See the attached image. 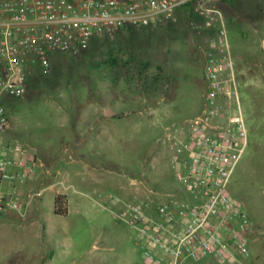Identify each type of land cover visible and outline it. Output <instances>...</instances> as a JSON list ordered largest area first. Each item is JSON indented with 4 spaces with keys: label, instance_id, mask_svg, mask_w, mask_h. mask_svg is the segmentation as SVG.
I'll return each instance as SVG.
<instances>
[{
    "label": "rangeland",
    "instance_id": "374dc122",
    "mask_svg": "<svg viewBox=\"0 0 264 264\" xmlns=\"http://www.w3.org/2000/svg\"><path fill=\"white\" fill-rule=\"evenodd\" d=\"M261 3L218 2L247 131L227 193L251 220L254 264H264ZM200 22L177 15L156 28L123 30L93 40L77 56L54 52L46 74H30L24 95L8 109L10 132L44 165L22 192L43 193L24 216L0 213V264H151L138 231L117 213L129 203L150 210L173 197L190 198L175 178L165 131L202 109L203 44L192 25ZM56 192L66 196L64 215L53 212ZM185 264L230 263L205 257Z\"/></svg>",
    "mask_w": 264,
    "mask_h": 264
},
{
    "label": "built area",
    "instance_id": "2783aa9c",
    "mask_svg": "<svg viewBox=\"0 0 264 264\" xmlns=\"http://www.w3.org/2000/svg\"><path fill=\"white\" fill-rule=\"evenodd\" d=\"M220 0H0V213L26 214L43 189L23 193L44 165L11 135L8 109L21 98L36 69L49 70L54 52L80 55L98 37L132 28H156L186 7L210 33L200 48L204 72L200 112L165 131L175 178L189 199L173 197L147 210L127 204L117 216L136 228L151 264H185L212 257L254 264L249 251L251 220L227 193L247 141L238 72ZM260 14L264 17V0ZM262 48L264 49V29ZM43 175H51L43 170ZM39 177V176H38ZM40 178V177H39ZM173 196V194H170Z\"/></svg>",
    "mask_w": 264,
    "mask_h": 264
},
{
    "label": "trees",
    "instance_id": "16d2710c",
    "mask_svg": "<svg viewBox=\"0 0 264 264\" xmlns=\"http://www.w3.org/2000/svg\"><path fill=\"white\" fill-rule=\"evenodd\" d=\"M223 1H227V0H223ZM177 15L181 17L192 16L191 12H189L186 7L179 8L177 10ZM131 31L132 29H128V33H130ZM209 36L210 33L207 30L201 29L198 34V39L200 44H205ZM99 39H101V37L95 38L94 41L95 40L97 41ZM118 115H121V113H119ZM53 212L59 215H64L67 212V199L64 194L61 193L55 194L53 201Z\"/></svg>",
    "mask_w": 264,
    "mask_h": 264
},
{
    "label": "crops",
    "instance_id": "0c3cea01",
    "mask_svg": "<svg viewBox=\"0 0 264 264\" xmlns=\"http://www.w3.org/2000/svg\"><path fill=\"white\" fill-rule=\"evenodd\" d=\"M54 184H52V186H53ZM58 193H60V192H56L55 194H58ZM62 194V193H61ZM53 209V208H52ZM142 246V245H141Z\"/></svg>",
    "mask_w": 264,
    "mask_h": 264
}]
</instances>
